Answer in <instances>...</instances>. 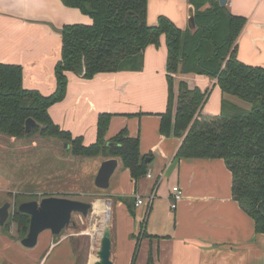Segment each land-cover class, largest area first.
Masks as SVG:
<instances>
[{
    "label": "crops",
    "instance_id": "1",
    "mask_svg": "<svg viewBox=\"0 0 264 264\" xmlns=\"http://www.w3.org/2000/svg\"><path fill=\"white\" fill-rule=\"evenodd\" d=\"M227 6L247 19L237 41L238 59L264 68V0H228ZM161 16L183 30L196 27L190 0H148V23L157 24ZM91 22L90 16L62 0H0V61L22 66L26 89L50 95L57 88L56 66L62 60L60 30L68 24ZM168 58L162 34L158 44L146 47L141 70L103 72L92 78L68 71L64 97L49 108L55 123L81 137L84 145L97 141L98 116L109 113L112 117L105 140L112 142L125 130L139 138L140 153L147 157L151 177L147 173L137 180L116 157L119 164L110 190L101 199L113 203L111 259L114 264H264V233L256 232L255 220L233 198V173L225 159H178L185 134L161 133L169 100ZM173 76L176 94L182 81L191 88L209 90L202 109L205 115H219L225 101L243 109L251 107L242 98L223 92L216 78L185 72L181 63ZM174 186H179L184 196L172 209ZM151 194H155L152 200ZM138 195L149 207L144 224L133 217ZM155 203L162 207L155 208ZM46 232L41 247L37 248L38 241L27 248L17 244L9 232L0 231V264L11 259L22 264H49V257L53 264H78L72 241H56L50 230Z\"/></svg>",
    "mask_w": 264,
    "mask_h": 264
},
{
    "label": "trees",
    "instance_id": "2",
    "mask_svg": "<svg viewBox=\"0 0 264 264\" xmlns=\"http://www.w3.org/2000/svg\"><path fill=\"white\" fill-rule=\"evenodd\" d=\"M90 16V24L65 25L62 60L56 66L57 88L50 95L23 86L19 64L0 61V133L23 137L28 118L41 124V132L59 135L76 146V152L120 157L122 165L137 180L148 173L149 163L139 150V138L122 130L108 145L109 113L98 116L97 141L84 145L81 137L60 128L49 108L67 90V72L83 78L98 73L141 70L144 51L158 44L162 34L168 44V108L162 115L161 133L185 134L177 151L178 159L224 158L233 173L232 195L255 220L257 233H264V68L243 63L237 57V41L247 19L233 14L219 0H190L195 7L194 30L181 29L165 16L157 24L147 20L148 0H62ZM185 72L216 78L223 92L251 104L250 109L228 105L219 115L208 116L202 109L209 90L179 84L174 76L179 64ZM227 106L228 109H227ZM119 144V145H118ZM17 222L27 235L30 216L17 211Z\"/></svg>",
    "mask_w": 264,
    "mask_h": 264
},
{
    "label": "rangeland",
    "instance_id": "3",
    "mask_svg": "<svg viewBox=\"0 0 264 264\" xmlns=\"http://www.w3.org/2000/svg\"><path fill=\"white\" fill-rule=\"evenodd\" d=\"M75 150L76 146L71 141L59 135L41 132V124L23 137L0 133V206L5 202L11 203L10 216L5 225L0 226L1 232H9L17 244L22 245L21 240L26 235L22 236L23 225L17 222L16 212L19 211L20 204L27 201H40L45 196H63L86 202L101 201L105 198L110 188L102 190L95 186V177L103 156L87 155ZM106 204L102 203L103 206H107ZM147 204L132 206L134 215L131 214L137 220L139 217L141 224H144L148 217ZM109 206L111 224L113 203ZM158 206L162 207L155 203V208ZM125 207L130 212L127 205ZM155 208L149 213L150 222L154 218ZM73 219V224L58 235L52 234L53 238L56 241L60 238L70 239L78 264H90L93 255L98 257L105 218L93 209L87 217L74 214ZM127 219V215H124L125 223ZM46 231L40 234L37 248L41 247L42 239L48 235ZM49 258L48 263L53 264V257ZM4 264L22 263L11 259L6 260Z\"/></svg>",
    "mask_w": 264,
    "mask_h": 264
},
{
    "label": "water",
    "instance_id": "4",
    "mask_svg": "<svg viewBox=\"0 0 264 264\" xmlns=\"http://www.w3.org/2000/svg\"><path fill=\"white\" fill-rule=\"evenodd\" d=\"M221 5L226 6L228 0H219ZM37 124L33 118L25 122V133L28 134L32 127ZM116 144L108 142V145ZM119 145V144H118ZM69 145H67V148ZM119 160L116 157L107 158L102 161L95 177V186L106 190L110 188V180L117 169ZM11 203L5 202L0 206V225L4 226L10 216ZM94 209L93 202L72 199L63 196H45L40 201H27L19 206V211L30 216V224L27 235L21 240L22 245L27 248L35 247L42 232L50 230L53 235L60 234L64 229L74 223V214L87 217ZM110 217L108 216L104 226L100 247L97 251L98 258L93 264H113L112 235Z\"/></svg>",
    "mask_w": 264,
    "mask_h": 264
},
{
    "label": "built area",
    "instance_id": "5",
    "mask_svg": "<svg viewBox=\"0 0 264 264\" xmlns=\"http://www.w3.org/2000/svg\"><path fill=\"white\" fill-rule=\"evenodd\" d=\"M148 177H151V173H148ZM155 194H151V196L149 197L150 200H152L154 198ZM183 191L181 190V188L179 186H174L172 188V194H171V198L173 199V203H172V209H175L177 207V204L183 199ZM144 203V199L141 196H137L136 197V205H141Z\"/></svg>",
    "mask_w": 264,
    "mask_h": 264
},
{
    "label": "bare ground",
    "instance_id": "6",
    "mask_svg": "<svg viewBox=\"0 0 264 264\" xmlns=\"http://www.w3.org/2000/svg\"><path fill=\"white\" fill-rule=\"evenodd\" d=\"M103 204H106L104 201H96L94 203V209H95V212L99 215H103V217L105 218V223L107 221V218L108 216L110 217V207L108 204H106L107 206H103ZM98 257H96L95 255L92 256V259H91V262H89L90 264H93L96 260H97Z\"/></svg>",
    "mask_w": 264,
    "mask_h": 264
}]
</instances>
